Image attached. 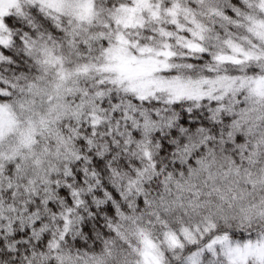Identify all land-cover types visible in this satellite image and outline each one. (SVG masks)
<instances>
[{
	"label": "clouds",
	"instance_id": "9594fccd",
	"mask_svg": "<svg viewBox=\"0 0 264 264\" xmlns=\"http://www.w3.org/2000/svg\"><path fill=\"white\" fill-rule=\"evenodd\" d=\"M0 264H264V0H0Z\"/></svg>",
	"mask_w": 264,
	"mask_h": 264
}]
</instances>
